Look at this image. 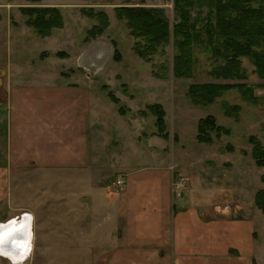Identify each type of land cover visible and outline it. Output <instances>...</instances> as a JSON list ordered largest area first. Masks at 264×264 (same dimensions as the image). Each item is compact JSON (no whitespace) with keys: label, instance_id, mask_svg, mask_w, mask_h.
<instances>
[{"label":"rangeland","instance_id":"374dc122","mask_svg":"<svg viewBox=\"0 0 264 264\" xmlns=\"http://www.w3.org/2000/svg\"><path fill=\"white\" fill-rule=\"evenodd\" d=\"M119 6L160 8L170 27L177 20L173 0H0V101L4 97L2 78L15 67L14 63L25 65L28 74L50 70L66 72L71 80H79V75L88 73L90 83L86 81V85L92 96H98L102 104L122 114L124 142L131 138L134 143L138 142L139 155L133 160L130 156V164L149 165L151 171L174 172L172 187L184 180L182 187L173 188L176 194L182 190L181 196L186 193L191 200L219 205L226 217L251 218L257 246H263L261 262L264 264V214L253 202L254 194L264 189L261 181L264 166L256 165L251 155V140L264 146V80L252 72L254 67L246 58L241 61L246 79L212 77L208 71L215 61L198 47L193 50L192 75L176 76L172 37L152 58L140 57L136 49L138 39L131 34L125 19L116 15L115 8ZM24 7H57L62 27L51 28L44 36L37 34L26 24L27 15L20 11ZM201 8L203 16L206 7ZM195 9L192 15L196 14ZM99 11L106 13L108 25L101 34L90 36V29L99 22L96 16ZM81 63H86V70L78 65ZM211 82L251 85L257 101L252 103L241 91L231 89L211 103H193L187 94L189 85ZM108 91L118 98L117 103L109 98ZM149 104H159L164 111L162 132L158 130L156 117L147 108ZM207 116L227 129L219 136L211 131L209 143L197 138V124ZM120 136L116 133L100 140L101 161L105 162L110 152L120 148ZM95 148L93 145L92 149ZM133 148L136 150V144ZM24 174L12 179L19 186H13V201L22 209L16 216L24 212L33 216V252L24 264H89V258L68 250L71 242L66 237L68 225H62L65 231L59 234L60 226L53 222L57 217H74L68 208L74 202L81 206L98 200L103 202L102 197L108 198L118 190L111 183L121 172H90L87 178L81 177L106 183L100 194L84 192L85 186H78L76 182L73 187L68 181L75 179L67 172ZM72 189L81 191L73 194ZM174 195L173 200H178ZM3 209L0 204V213ZM95 213L100 215L99 211ZM84 216L83 210L77 213L79 218ZM41 244L44 250L37 256L35 249ZM0 264H9V260L0 257Z\"/></svg>","mask_w":264,"mask_h":264},{"label":"crops","instance_id":"0c3cea01","mask_svg":"<svg viewBox=\"0 0 264 264\" xmlns=\"http://www.w3.org/2000/svg\"><path fill=\"white\" fill-rule=\"evenodd\" d=\"M14 65L2 78L0 223L22 210L13 201V186L19 187L12 180L15 176L67 172L75 179H69L70 185L76 182L85 186L84 192L100 194L106 183L81 177L121 172L116 180L122 177L123 184L110 182L118 190L102 197L103 202L83 206L74 202L68 206L74 217H57L53 222L60 226L59 234L65 231L62 225H68V250L74 255L89 258V264H262L263 246H257L251 218L226 217L219 205L191 200L186 193L181 196L182 190L176 194L174 172L130 164V156L133 160L139 155L138 142L132 138L124 142L122 114L92 96L86 85L88 73L71 80L66 72L28 74L25 65ZM133 125L132 120V129ZM116 133L121 135L120 148L103 162L100 140ZM80 191L72 189L73 194ZM174 194L178 200H173ZM81 210L86 216L79 218ZM35 250L38 256L44 247L37 245Z\"/></svg>","mask_w":264,"mask_h":264},{"label":"trees","instance_id":"16d2710c","mask_svg":"<svg viewBox=\"0 0 264 264\" xmlns=\"http://www.w3.org/2000/svg\"><path fill=\"white\" fill-rule=\"evenodd\" d=\"M176 21L170 27L160 8L144 6H119L116 15L126 21L131 34L136 37V49L140 57L150 59L166 46L172 37L175 54L173 72L176 76L190 77L194 68L193 50L198 47L215 61L208 73L217 79L244 80L247 78L242 58L253 65V73L264 80V0H173ZM206 11L201 16V7ZM197 7V8H196ZM196 8V9H195ZM195 9V15L192 11ZM26 24L37 34L46 35L51 28L62 27V16L57 7H24ZM98 24L90 29V36L101 34L108 25L106 13H96ZM264 87V84L262 85ZM237 89L245 99L256 103L253 86L237 83L191 84L187 94L191 101L205 105L211 103L225 91ZM111 100H119L108 91ZM149 111L156 117L160 132L164 128V111L159 104H149ZM197 138L200 142H211L210 132L219 136L227 129L217 125L212 116L199 120ZM253 143L251 155L258 166H264V146L257 140ZM264 182V175L261 177ZM254 205L264 214V189L253 197Z\"/></svg>","mask_w":264,"mask_h":264},{"label":"bare ground","instance_id":"6f19581e","mask_svg":"<svg viewBox=\"0 0 264 264\" xmlns=\"http://www.w3.org/2000/svg\"><path fill=\"white\" fill-rule=\"evenodd\" d=\"M32 218L30 213L24 212L0 223V257L7 258L9 264L24 263L29 257L33 237Z\"/></svg>","mask_w":264,"mask_h":264},{"label":"built area","instance_id":"2783aa9c","mask_svg":"<svg viewBox=\"0 0 264 264\" xmlns=\"http://www.w3.org/2000/svg\"><path fill=\"white\" fill-rule=\"evenodd\" d=\"M115 182H116V184H117L118 186H121V185L123 184V180H122L121 178L117 179ZM182 183H184V180H181V182H180L179 184H174V185H173V188L177 189V188H179V187H182ZM177 194H178V193H177Z\"/></svg>","mask_w":264,"mask_h":264},{"label":"water","instance_id":"95a60500","mask_svg":"<svg viewBox=\"0 0 264 264\" xmlns=\"http://www.w3.org/2000/svg\"><path fill=\"white\" fill-rule=\"evenodd\" d=\"M22 240L24 239V238H21ZM22 244V243H21ZM21 246V245H20ZM18 250V249H17ZM18 252H20V251H18Z\"/></svg>","mask_w":264,"mask_h":264}]
</instances>
